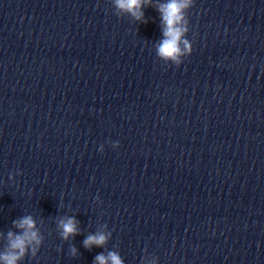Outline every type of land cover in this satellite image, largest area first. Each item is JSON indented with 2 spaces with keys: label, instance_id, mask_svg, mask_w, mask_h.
<instances>
[{
  "label": "clouds",
  "instance_id": "clouds-1",
  "mask_svg": "<svg viewBox=\"0 0 264 264\" xmlns=\"http://www.w3.org/2000/svg\"><path fill=\"white\" fill-rule=\"evenodd\" d=\"M117 16L121 14L130 15L134 20L146 22L143 8L152 4V0H112ZM194 0H164L155 5L160 14L161 31L163 39L156 46L158 58L177 67L183 62L182 58L191 55L193 48L191 42L186 38L189 32L188 11L193 7ZM119 142L114 143L118 147ZM103 152V146L100 147ZM22 173H17L20 175ZM13 180V176H9ZM98 199V198H97ZM13 227L19 231L9 230L6 235L0 233V240H4L5 247L0 250V264H21L26 256L36 257L44 242L40 228L32 215H25L13 221ZM107 228V225L103 226ZM56 230L62 240L80 234L79 221L75 216H60L56 219ZM112 237L110 231H97L90 233L83 241L85 249L91 250L95 247H105ZM71 256L78 255L75 246L70 247ZM94 264H125L118 251H108L107 254L96 255Z\"/></svg>",
  "mask_w": 264,
  "mask_h": 264
}]
</instances>
